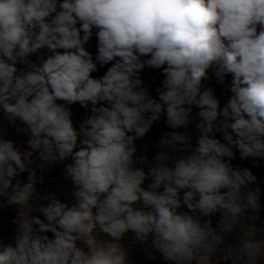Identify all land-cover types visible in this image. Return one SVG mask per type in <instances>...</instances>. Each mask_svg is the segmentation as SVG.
<instances>
[{"label": "clouds", "instance_id": "9594fccd", "mask_svg": "<svg viewBox=\"0 0 264 264\" xmlns=\"http://www.w3.org/2000/svg\"><path fill=\"white\" fill-rule=\"evenodd\" d=\"M243 162L264 0H0V264H264Z\"/></svg>", "mask_w": 264, "mask_h": 264}, {"label": "trees", "instance_id": "16d2710c", "mask_svg": "<svg viewBox=\"0 0 264 264\" xmlns=\"http://www.w3.org/2000/svg\"><path fill=\"white\" fill-rule=\"evenodd\" d=\"M154 75L153 73H146L145 74V80L146 82H149V86L151 87V83H150V77ZM76 112V119L79 120L82 116H83V111L81 109H79V107L77 106V108L75 109ZM162 127V124L157 126L153 132L149 135V137L147 138L148 140H152L154 138H156L157 136H159L160 134V128ZM237 163H241L240 161H237ZM244 166H248L250 168H252L253 172L261 179L264 180V162H261V166L260 167H252L250 162H243ZM58 173H53V176L55 177V175H57ZM11 215L10 211H6L4 213V222L5 225L7 223V218ZM262 219H264V215H262Z\"/></svg>", "mask_w": 264, "mask_h": 264}]
</instances>
